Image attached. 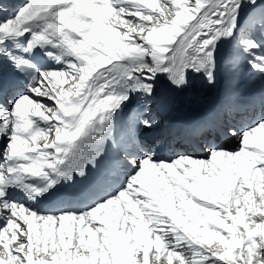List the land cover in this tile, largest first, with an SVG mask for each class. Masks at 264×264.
I'll return each instance as SVG.
<instances>
[{
	"label": "snow or ice",
	"instance_id": "1",
	"mask_svg": "<svg viewBox=\"0 0 264 264\" xmlns=\"http://www.w3.org/2000/svg\"><path fill=\"white\" fill-rule=\"evenodd\" d=\"M239 68L264 0H0V264H264V94L202 156L138 137L162 81Z\"/></svg>",
	"mask_w": 264,
	"mask_h": 264
},
{
	"label": "bare ground",
	"instance_id": "2",
	"mask_svg": "<svg viewBox=\"0 0 264 264\" xmlns=\"http://www.w3.org/2000/svg\"><path fill=\"white\" fill-rule=\"evenodd\" d=\"M259 88L264 89V78L250 74L245 68L237 69L234 79L230 73L224 74L214 87L197 81L192 88L184 92H175L167 87L166 82L162 81L158 97L151 104V113L148 114V118L154 120L153 128L151 130L140 129L138 137L152 144L156 149L157 157L161 159L173 157L175 153L185 151L202 156L203 153L200 150H192L190 139L193 136L187 134L188 131L182 133L185 136L178 137L177 134L171 135L173 132L170 128L174 125L206 122V117L212 115L217 107L228 111L236 110L237 107L244 109L241 105H246L249 108L246 111L248 112L251 110L250 105L259 102ZM138 108V105L134 106V109ZM243 114L245 112L239 115L233 114L235 118L231 123L246 121L249 117H242ZM127 123L128 117H125V128ZM195 142L202 143L197 139ZM228 147L234 148L236 145L230 142Z\"/></svg>",
	"mask_w": 264,
	"mask_h": 264
}]
</instances>
